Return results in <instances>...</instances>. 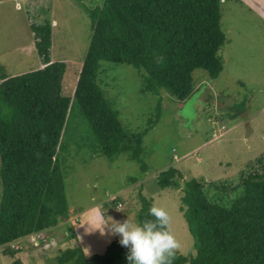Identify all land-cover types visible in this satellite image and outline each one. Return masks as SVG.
Returning a JSON list of instances; mask_svg holds the SVG:
<instances>
[{
    "label": "trees",
    "instance_id": "obj_1",
    "mask_svg": "<svg viewBox=\"0 0 264 264\" xmlns=\"http://www.w3.org/2000/svg\"><path fill=\"white\" fill-rule=\"evenodd\" d=\"M221 1L101 0L88 7L90 38L69 93L62 87L66 62L50 59V20L30 21L41 65L8 74L0 63L3 253L21 262L22 246L12 242L31 234L44 235L69 214L61 163L64 155L58 149L64 147L62 138L74 106L90 124L97 150L109 159L127 152L143 171L147 169L142 137L155 120L141 130L122 125L98 81L101 61L134 65L142 74V91L158 93L163 88L185 101L194 91L195 68L216 77L223 67L218 53L226 41L220 25ZM158 56L163 63H157ZM160 105L158 101L155 106L158 112ZM181 176L173 165L156 175L159 187L180 189L179 209L193 238L192 249L178 251L173 264H264V151L237 180L210 182L218 190L213 195L201 178L181 180ZM224 195L230 196L226 199ZM138 197L139 223L150 218L147 212L153 202L141 190ZM128 252L117 239H111L100 253L87 255L82 245L75 244L59 249L55 259L56 264H128Z\"/></svg>",
    "mask_w": 264,
    "mask_h": 264
},
{
    "label": "rangeland",
    "instance_id": "obj_2",
    "mask_svg": "<svg viewBox=\"0 0 264 264\" xmlns=\"http://www.w3.org/2000/svg\"><path fill=\"white\" fill-rule=\"evenodd\" d=\"M100 1L0 0V61L4 60L6 72L15 74L41 65L29 23L47 18L51 22L50 59L66 62L62 87L71 92L90 38L87 8ZM220 9L226 36L218 50L223 67L216 77L195 68L194 91L185 101L163 88L158 93L142 91V74L134 65L101 61L98 81L122 125L141 130L155 120L142 137L147 169L143 171L127 152L109 159L97 150L90 124L74 106L62 138L64 147L58 149L64 155L69 214L44 235L13 241L14 246H22L21 262L0 248V264H56L59 249L75 244L82 245L87 255L102 252L108 241L120 242V237L107 227L104 235L89 231V223L99 226L110 218L123 222L128 217L138 223L140 190L168 211L171 231L182 245L179 251L192 249L193 238L179 209L181 191L159 187L157 173L173 165L181 171V180L201 178L213 195L218 190L210 182L237 180L264 151V15L244 0H222ZM158 101L159 112L155 109ZM131 176L136 180L131 181Z\"/></svg>",
    "mask_w": 264,
    "mask_h": 264
},
{
    "label": "clouds",
    "instance_id": "obj_3",
    "mask_svg": "<svg viewBox=\"0 0 264 264\" xmlns=\"http://www.w3.org/2000/svg\"><path fill=\"white\" fill-rule=\"evenodd\" d=\"M157 63H163V57L158 56ZM147 217L139 223L129 217L123 222L110 218L99 226L89 223V231L99 230L104 235L107 227L112 235L119 236L120 244L129 249L128 264H173L182 245L171 231L168 211L153 203Z\"/></svg>",
    "mask_w": 264,
    "mask_h": 264
},
{
    "label": "crops",
    "instance_id": "obj_4",
    "mask_svg": "<svg viewBox=\"0 0 264 264\" xmlns=\"http://www.w3.org/2000/svg\"><path fill=\"white\" fill-rule=\"evenodd\" d=\"M241 2H243V0H240ZM245 1V4L255 10L256 12H259V14L261 15H264V5H263V1L264 0H244ZM29 29H30V26H29ZM31 31V29H30ZM31 34H32V31H31ZM33 42V40H32ZM0 63H2L5 67V69L7 68L6 65L4 64V60H1Z\"/></svg>",
    "mask_w": 264,
    "mask_h": 264
},
{
    "label": "built area",
    "instance_id": "obj_5",
    "mask_svg": "<svg viewBox=\"0 0 264 264\" xmlns=\"http://www.w3.org/2000/svg\"><path fill=\"white\" fill-rule=\"evenodd\" d=\"M31 238H33V235L31 234V235H29Z\"/></svg>",
    "mask_w": 264,
    "mask_h": 264
}]
</instances>
